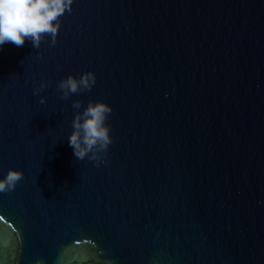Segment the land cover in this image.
Instances as JSON below:
<instances>
[{"label": "water", "instance_id": "obj_1", "mask_svg": "<svg viewBox=\"0 0 264 264\" xmlns=\"http://www.w3.org/2000/svg\"><path fill=\"white\" fill-rule=\"evenodd\" d=\"M70 7L55 44L0 51V177L23 173L0 193V264H264V0ZM76 99L113 109L98 167L67 142Z\"/></svg>", "mask_w": 264, "mask_h": 264}, {"label": "clouds", "instance_id": "obj_2", "mask_svg": "<svg viewBox=\"0 0 264 264\" xmlns=\"http://www.w3.org/2000/svg\"><path fill=\"white\" fill-rule=\"evenodd\" d=\"M73 0H0V51L7 43L23 46L25 41L39 49L42 37L50 36L55 44V37L60 28V17L71 11ZM50 82L41 80L33 87V95H38L49 87ZM96 84L93 71L81 72L79 76L69 74L60 79L56 90L61 100H67L71 95L90 91ZM39 103H46L44 96H39ZM74 110L71 120L72 131L67 136V142L77 160L92 161L97 167L106 163L105 157L109 145L113 143L110 135L111 126L108 123L113 109L110 104L89 100L82 106L79 99L72 100ZM23 178V173L15 168H8L0 177V193L11 192ZM36 264H43L37 260Z\"/></svg>", "mask_w": 264, "mask_h": 264}]
</instances>
